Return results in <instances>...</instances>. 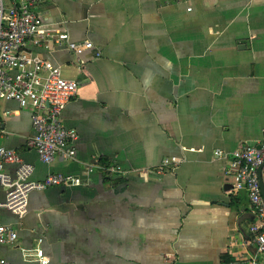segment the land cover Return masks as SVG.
Instances as JSON below:
<instances>
[{"label": "crops", "instance_id": "0c3cea01", "mask_svg": "<svg viewBox=\"0 0 264 264\" xmlns=\"http://www.w3.org/2000/svg\"><path fill=\"white\" fill-rule=\"evenodd\" d=\"M37 10L70 42L92 44L79 56L30 48L79 83L62 114L76 156L43 163L28 146L31 110L12 101H0V146L32 166L31 181L82 183L31 192L22 218L0 209L18 235L0 257L25 264L18 247L40 245L48 264H248L256 219L225 172L238 147L264 137V0H44ZM165 158L179 163L160 169Z\"/></svg>", "mask_w": 264, "mask_h": 264}, {"label": "built area", "instance_id": "2783aa9c", "mask_svg": "<svg viewBox=\"0 0 264 264\" xmlns=\"http://www.w3.org/2000/svg\"><path fill=\"white\" fill-rule=\"evenodd\" d=\"M44 0H0V101H12L21 109L31 110L33 136L28 146L36 151L40 160L50 164L57 156L74 160L76 131L67 129L62 114L76 95L79 83L62 77L61 70L52 62L34 53L32 47H47L50 43L65 45L74 55H81L92 48L90 42H70L68 35L46 24L38 12ZM5 114H9L8 112ZM177 158H165L164 166H176ZM6 164L17 166L12 177L4 171ZM264 189V137L255 145L243 144L233 153L225 175L230 184L228 193L232 196L244 192L256 223L249 232L255 253L248 264H258L264 258V200L261 193L258 169ZM111 173L125 174L116 165H109ZM88 171H92L89 168ZM33 168L22 162L14 151L0 146V189L5 199L0 209H6L22 218L27 211L28 197L33 191H43L60 185H80L78 177L50 174L43 181H31ZM17 232L0 222V245L14 244ZM25 264H48L49 259L40 245L18 247ZM0 264H11L0 257ZM225 264H235L228 262Z\"/></svg>", "mask_w": 264, "mask_h": 264}, {"label": "water", "instance_id": "95a60500", "mask_svg": "<svg viewBox=\"0 0 264 264\" xmlns=\"http://www.w3.org/2000/svg\"><path fill=\"white\" fill-rule=\"evenodd\" d=\"M260 173H261V167L258 169V176H259V183H260L261 193H262L263 200H264V189H263V184H262V181H261V178H260ZM229 187H230V185H229Z\"/></svg>", "mask_w": 264, "mask_h": 264}, {"label": "trees", "instance_id": "16d2710c", "mask_svg": "<svg viewBox=\"0 0 264 264\" xmlns=\"http://www.w3.org/2000/svg\"><path fill=\"white\" fill-rule=\"evenodd\" d=\"M101 164H102L104 167H108L104 162H101ZM228 262H231V259H228V260L226 261V263H228Z\"/></svg>", "mask_w": 264, "mask_h": 264}]
</instances>
